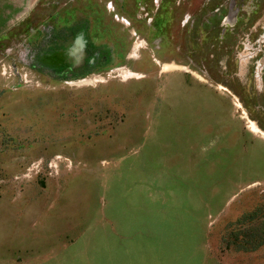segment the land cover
<instances>
[{
	"label": "rangeland",
	"instance_id": "1",
	"mask_svg": "<svg viewBox=\"0 0 264 264\" xmlns=\"http://www.w3.org/2000/svg\"><path fill=\"white\" fill-rule=\"evenodd\" d=\"M0 264H264V0H35L1 31Z\"/></svg>",
	"mask_w": 264,
	"mask_h": 264
},
{
	"label": "water",
	"instance_id": "2",
	"mask_svg": "<svg viewBox=\"0 0 264 264\" xmlns=\"http://www.w3.org/2000/svg\"><path fill=\"white\" fill-rule=\"evenodd\" d=\"M35 0H0V13L5 19V24L0 27V32L22 16Z\"/></svg>",
	"mask_w": 264,
	"mask_h": 264
},
{
	"label": "trees",
	"instance_id": "3",
	"mask_svg": "<svg viewBox=\"0 0 264 264\" xmlns=\"http://www.w3.org/2000/svg\"><path fill=\"white\" fill-rule=\"evenodd\" d=\"M4 24H5V19L2 17L0 13V27L3 26ZM243 247H245V249H248L249 247H251V244Z\"/></svg>",
	"mask_w": 264,
	"mask_h": 264
},
{
	"label": "bare ground",
	"instance_id": "4",
	"mask_svg": "<svg viewBox=\"0 0 264 264\" xmlns=\"http://www.w3.org/2000/svg\"><path fill=\"white\" fill-rule=\"evenodd\" d=\"M243 55V54H242ZM244 63V62H243ZM261 68V67H260ZM260 68H259V70H260ZM259 76V75H258Z\"/></svg>",
	"mask_w": 264,
	"mask_h": 264
}]
</instances>
